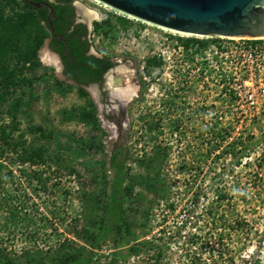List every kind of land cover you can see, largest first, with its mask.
Here are the masks:
<instances>
[{"label":"rangeland","instance_id":"rangeland-1","mask_svg":"<svg viewBox=\"0 0 264 264\" xmlns=\"http://www.w3.org/2000/svg\"><path fill=\"white\" fill-rule=\"evenodd\" d=\"M69 1L91 51L115 61L103 85L62 79L43 59L45 23L20 24L19 0H0V264H155L163 245V264H230L220 235L233 264H264V37ZM121 71L131 99L109 83ZM232 217L249 230H226Z\"/></svg>","mask_w":264,"mask_h":264},{"label":"water","instance_id":"water-1","mask_svg":"<svg viewBox=\"0 0 264 264\" xmlns=\"http://www.w3.org/2000/svg\"><path fill=\"white\" fill-rule=\"evenodd\" d=\"M35 8L50 2L26 0ZM133 19L172 32L202 37H264V0H95ZM48 48V41L45 44ZM57 57V56H56ZM60 76L63 77L60 71Z\"/></svg>","mask_w":264,"mask_h":264},{"label":"trees","instance_id":"trees-1","mask_svg":"<svg viewBox=\"0 0 264 264\" xmlns=\"http://www.w3.org/2000/svg\"><path fill=\"white\" fill-rule=\"evenodd\" d=\"M35 2H43L47 0H33ZM19 6L22 10V15H20V24H25L29 22L30 19L36 16V18L44 22L50 35L52 33V28L49 25L48 14L49 9L46 7L35 8L31 4H29L26 0H19ZM52 7L54 9L52 15V23L55 28V32L58 36H60L64 41L60 42L59 39H53L52 48L58 51L63 59L65 70L64 74L66 78L74 80L81 87L88 86L92 83L102 82L104 74L114 66L110 57L107 56H96L94 54H88V51L91 49V41L89 38V33L87 26L83 23H79L74 25L75 23V14L76 8L72 4L71 1H59L53 2ZM42 45V41L38 40L29 54H36L38 48ZM158 62L155 58H149L147 61L148 65H153ZM7 138L5 128H0V140L3 141ZM251 144L246 145L244 148L246 150L251 149ZM262 166V163H260ZM239 187V181H238ZM200 192V191H199ZM199 192L196 193L195 197L192 199L196 204L199 201L201 195ZM225 200V195L220 193L217 198V202L220 204L221 200ZM221 206V205H220ZM215 208L214 204L210 205L209 214H214ZM215 219L217 215H214ZM228 219H225L227 221ZM249 223L247 219L243 217L234 218L232 217V221H228V225L225 224V229L231 232H239L242 228L249 230ZM247 227V228H246ZM223 235L218 237V241L216 242L217 248H220L218 256H222V258L227 254L226 260L230 261V264L234 263L233 258V250L225 247V243L223 242ZM142 243L139 244V247H142ZM150 247H153V244H150ZM168 245H163L160 247L159 251L155 253V264H163L165 249ZM224 247V248H223ZM197 256V255H196ZM198 260H192V262L196 264H209L207 261L203 259V257L197 256ZM76 259L73 258L71 260L72 263L76 262ZM224 260V261H226ZM214 264L216 261L213 259ZM226 261V262H228ZM62 264H67L64 262ZM212 264V263H210Z\"/></svg>","mask_w":264,"mask_h":264},{"label":"bare ground","instance_id":"bare-ground-1","mask_svg":"<svg viewBox=\"0 0 264 264\" xmlns=\"http://www.w3.org/2000/svg\"><path fill=\"white\" fill-rule=\"evenodd\" d=\"M79 12L82 13L81 11ZM43 59L49 63L57 64L56 57L53 54L49 53L48 50L45 51ZM109 83H111L115 87L116 92H118L120 96H125L128 99H131L133 98V96H135L136 86L130 83L128 79H125V75H123L122 71L118 75L110 77Z\"/></svg>","mask_w":264,"mask_h":264},{"label":"flooded vegetation","instance_id":"flooded-vegetation-1","mask_svg":"<svg viewBox=\"0 0 264 264\" xmlns=\"http://www.w3.org/2000/svg\"><path fill=\"white\" fill-rule=\"evenodd\" d=\"M48 2H50L51 3V5H52V3H53V1L52 0H47ZM43 2H45V1H43ZM43 7H45V6H43ZM46 8H48V7H46ZM76 8V7H75ZM49 9V8H48ZM79 23H83V24H85L86 26H87V24L85 23V22H83V21H81V20H79L78 18H77V13L75 14V23H74V25H77V24H79ZM87 29H88V26H87ZM53 39H59V41L60 42H63L64 40L60 37V36H58L56 33H54L53 32V30H52V33H51V35H50V37L48 38V48H49V50H50V52H52L51 54H53L55 57L57 56V59H58V63H59V66H60V68H61V72H62V75H63V77H62V79H64L65 81H70V82H73V83H76L74 80H72V79H69V78H66V76H65V74H64V70H65V65H64V62H63V59H62V56H61V54L58 52V51H56V50H54L53 48H52V43H53ZM49 52V53H50ZM88 54H94L92 51H91V49L88 51ZM94 55H96V54H94ZM96 56H99V55H96ZM111 60H112V62L114 63V66H115V61H114V59H112L111 58ZM113 66V67H114ZM112 67V68H113ZM112 68H110L105 74H104V77H103V81L102 82H96V83H92V84H97V85H99V84H104V82H105V79H106V75H107V73L112 69ZM127 77H128V75H126ZM77 84V83H76ZM78 85V84H77ZM91 85V84H90ZM84 87H86V86H84ZM113 89V88H112ZM114 94H116L117 96H119V94L118 93H116L115 91L113 92ZM120 98H122V99H124L123 97H121V96H119Z\"/></svg>","mask_w":264,"mask_h":264},{"label":"crops","instance_id":"crops-1","mask_svg":"<svg viewBox=\"0 0 264 264\" xmlns=\"http://www.w3.org/2000/svg\"><path fill=\"white\" fill-rule=\"evenodd\" d=\"M47 41H48V40L45 41V44H46ZM44 48H45V45H44ZM45 49H46V48H45ZM49 52H50V51H49ZM50 53H52V52H50Z\"/></svg>","mask_w":264,"mask_h":264}]
</instances>
